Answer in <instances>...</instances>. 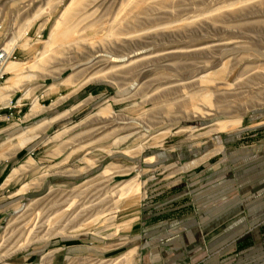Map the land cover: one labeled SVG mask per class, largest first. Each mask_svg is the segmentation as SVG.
I'll return each mask as SVG.
<instances>
[{"label":"rangeland","instance_id":"374dc122","mask_svg":"<svg viewBox=\"0 0 264 264\" xmlns=\"http://www.w3.org/2000/svg\"><path fill=\"white\" fill-rule=\"evenodd\" d=\"M69 1L0 0V52L15 43L4 55L23 64L0 88L25 76L0 101V264H150L185 232L204 247L209 232L263 226L264 0H97L77 47L132 63L67 85L72 60L30 65ZM119 28L128 42L112 47ZM205 88L215 106L189 99ZM192 105L212 115L191 118ZM51 225L64 231L31 240Z\"/></svg>","mask_w":264,"mask_h":264},{"label":"bare ground","instance_id":"6f19581e","mask_svg":"<svg viewBox=\"0 0 264 264\" xmlns=\"http://www.w3.org/2000/svg\"><path fill=\"white\" fill-rule=\"evenodd\" d=\"M144 0H134L132 3V6L134 8H138L141 5L144 4ZM95 4H97V0H70L69 3L65 6V8L60 13V16L55 21L53 28L49 34V37L47 41L45 42V46L43 51L40 54L39 58H36L38 61V64L30 65L31 68L33 67H40L41 69H45V65L53 55L57 57H61L63 59H70L72 62L67 65L66 68H70L73 72L69 76H67L63 83L69 85L73 84L75 80V73H82L85 76H88L87 80H90L91 78H102L103 76H106L107 71L106 69H112L120 67L121 65H124V62L132 63V58L127 57V59L120 60L119 58L116 59V55L110 53L109 51H105L102 48H97L93 46V43H89L90 45L85 47L84 49L79 48L80 41H78V36L76 35V30L78 29V26L81 25L83 22H87L90 26L95 23L93 21L94 15L96 13ZM97 6V5H96ZM123 29L119 28L116 30L111 31L110 37L112 38L110 44H112V47H117L120 45L127 44V38H122L121 36L126 35ZM93 37H88L89 40H91ZM13 42L8 43L6 47L1 49L6 56L8 57L10 53L12 52L14 48ZM65 44L71 45V49H74V53L70 56H66L69 52H67ZM27 42L24 43V46L26 47ZM74 46V47H73ZM3 53V54H4ZM134 57V56H132ZM4 61V62H3ZM2 63H0V75H3L5 73H14L21 69L22 63L20 61L15 60H8L5 58ZM157 61V60H156ZM111 64V65H110ZM110 65V66H109ZM99 67V68H97ZM66 70V69H65ZM133 70L132 68H128V71ZM25 76H22L21 74L18 75H12L8 78V83L13 86V89L10 94H6L3 90V88H0V101H4L6 99H9L11 94L15 91L19 90V84L22 80H24ZM209 78L208 76H206ZM193 78V76H190L189 79ZM201 79L197 78L195 80H192L190 85L182 84V88H187L190 86H194L198 83H200ZM213 84L214 81H212ZM213 84H210L213 85ZM226 86L229 87L228 83H225ZM196 87V86H195ZM217 87V86H216ZM180 88V87H179ZM220 89V88H219ZM31 91L28 90L25 93H23L24 97L30 96ZM212 92L209 88H205L202 92L198 91H192L189 94V99H195L196 97H200L199 99L207 106L212 107L215 106L214 101L212 100ZM217 101V100H216ZM190 105V103H189ZM191 109L190 117L193 118L195 116H202L207 117L212 115V113L209 111L207 113H204L203 109H201L197 105H192L189 107ZM105 109L109 110L110 107L107 106ZM39 105L38 103L34 102L32 112L38 111ZM241 121V117L232 118V119H224L219 120L216 122V129L215 130H230L234 129L239 125ZM241 125V124H240ZM236 129V128H235ZM128 136V135H127ZM125 136V137H127ZM123 137V138H125ZM122 138V139H123ZM120 139V138H119ZM23 167L25 165H22ZM17 169L14 170L16 172ZM59 229V230H57ZM64 231L63 226L54 227V225L49 226L46 229L45 234L42 236L36 235L37 238H31V240L40 239V238H49L50 236L57 234L59 232ZM29 242V241H28ZM132 252V251H131ZM131 252H129L125 257L128 259Z\"/></svg>","mask_w":264,"mask_h":264},{"label":"crops","instance_id":"0c3cea01","mask_svg":"<svg viewBox=\"0 0 264 264\" xmlns=\"http://www.w3.org/2000/svg\"><path fill=\"white\" fill-rule=\"evenodd\" d=\"M227 204V203H226ZM232 205V204H230ZM248 205V204H247ZM227 206H229L227 204ZM230 214L229 210L223 216ZM222 215V214H221ZM211 219V218H210ZM206 217L204 222L208 221ZM227 220V218L225 219ZM248 222V220H247ZM261 222V221H260ZM264 224V223H263ZM236 233H229L227 229L218 233L209 232V239L223 237L224 242L217 247L212 246L211 241L207 246H201L199 242L189 245L186 232L182 235L183 245L177 247L160 248L159 257H151L150 264H264V225L245 226ZM188 232V231H187ZM195 234V231H193ZM170 233L167 238L173 237ZM177 238L181 233L177 231ZM234 237L235 240L233 239ZM198 240V239H197ZM235 241V242H234ZM192 242V241H191ZM153 255V253H151Z\"/></svg>","mask_w":264,"mask_h":264},{"label":"built area","instance_id":"2783aa9c","mask_svg":"<svg viewBox=\"0 0 264 264\" xmlns=\"http://www.w3.org/2000/svg\"><path fill=\"white\" fill-rule=\"evenodd\" d=\"M5 55L2 53V52H0V61H3V60H5Z\"/></svg>","mask_w":264,"mask_h":264}]
</instances>
